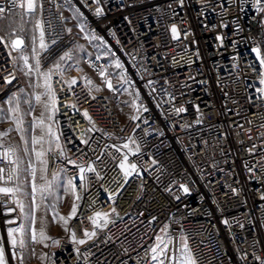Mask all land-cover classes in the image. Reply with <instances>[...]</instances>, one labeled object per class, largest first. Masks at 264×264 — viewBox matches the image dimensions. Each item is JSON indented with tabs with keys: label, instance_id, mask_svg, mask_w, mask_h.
<instances>
[{
	"label": "built area",
	"instance_id": "obj_1",
	"mask_svg": "<svg viewBox=\"0 0 264 264\" xmlns=\"http://www.w3.org/2000/svg\"><path fill=\"white\" fill-rule=\"evenodd\" d=\"M21 2L0 0V18L37 12L47 45L40 60L61 69L52 76L57 111L50 114L64 154L53 143L44 174L76 185L77 215L43 264H157L158 236L179 261L264 264V68L252 51L264 56V0H35L30 14ZM69 6L81 23L69 22ZM16 35L0 33V101L19 85L14 57L27 45L14 50ZM81 42L89 49L76 61ZM106 56L120 63L117 73ZM0 143L15 149L17 162L14 145ZM125 155L136 164L128 176L119 166ZM77 165L95 171L81 180ZM11 167L0 158L5 178ZM0 200V246L13 264L7 229L20 223L19 209ZM95 212L109 213V222L74 244L71 231L77 238L92 231Z\"/></svg>",
	"mask_w": 264,
	"mask_h": 264
},
{
	"label": "snow or ice",
	"instance_id": "obj_2",
	"mask_svg": "<svg viewBox=\"0 0 264 264\" xmlns=\"http://www.w3.org/2000/svg\"><path fill=\"white\" fill-rule=\"evenodd\" d=\"M13 6H15V0H12ZM19 7L25 8L27 13H32L35 10V0H22L20 3ZM5 9L3 7H0V14L4 13ZM97 15L101 14V9L96 10ZM37 27L40 28V48L41 49H46L47 45L44 42V31L42 26L40 25L39 22H37ZM173 33L176 32L175 27L172 29ZM95 38V37H93ZM3 38L0 37V41H2ZM24 44L23 39H21L19 36H17L15 39L11 40V46L14 50H19L22 48ZM252 51L256 54V58L259 61V64L261 68H264V56L261 55V51L259 48H253ZM33 52L35 53V48H33ZM66 56H68V53H65V56L61 57V60H63ZM24 61L25 66L28 69V72L26 74H31L33 71L32 66L28 65V57L27 56H22L21 57ZM70 58V57H69ZM117 68H120L121 65L119 62L116 64ZM35 72L38 74V76L42 79V83H37L34 85L36 88H42L43 91L35 94L34 99L37 103H42V96L47 97L48 102H44V108L45 110H50L52 113L57 111L56 104H57V98H56V92L53 88L52 85V76L54 73H60V65L57 63L53 69H48L46 71H41V65H40V60H36V66H35ZM103 70H101V75H103ZM260 76L259 83L264 85V72L258 73ZM14 78V77H13ZM8 83H11V79L8 80ZM72 84H75L76 81L73 80L71 82ZM89 84H91V81H88ZM108 87L111 88L112 84L109 81L108 82ZM23 92V89L20 90ZM259 92L264 94V88L258 89ZM50 102V103H49ZM9 105H13V107L9 108V112L12 113L13 115L10 117L11 119L14 120L17 126V130L23 132V117L20 114L21 109H20V99L18 95H13L10 97L7 101ZM29 106L31 107V100L28 101ZM72 107H75V105H72ZM177 112H183V108L176 109ZM0 113H2V110H0ZM84 116L87 117L88 114L87 112L84 113ZM52 115H49L47 117L48 120H52ZM135 119V117H133ZM89 120L91 118L89 117ZM32 128L33 131H35L37 128L41 130L43 133L42 135H33L32 136V144L33 146L40 144L41 146L43 143H45L44 140V135L49 136L51 139L47 141L49 144V148L47 150H41V151H36L35 147H33V152L35 153L36 160L42 165L41 172H47V165H48V160L45 158L47 152H51L52 148L51 145L52 143H55V148L60 150V154L63 155V149L61 148V145L59 143V135L53 130L52 126L50 124H45V113L41 112L39 117L34 118L32 121ZM46 129V132H45ZM91 131V129H89ZM7 133H0V137L6 136ZM84 143H87V141H83ZM133 143L135 141H132ZM125 148H128V144L124 145ZM0 148H2V152H0V158H3L5 161H8L9 163L16 164V167H11L8 169V174L7 177L3 175L5 172L4 168H0V182H3L4 185H8L11 182L12 186H0V196H5L9 197V202L15 203L17 208H19L20 213L23 216V219L26 221H29V231L31 232V240L35 243H43L45 240L51 239L50 237L47 236L46 234V221L41 217L40 220V227L37 229L34 227L37 221L36 217V212L40 210L41 206L43 205L45 210H48L49 207L55 208V205H48L45 203L50 196L54 195L53 192V185L58 179V173H53L52 179L47 180L43 175H41L40 179L44 180L45 182L43 184H37L36 183V168L35 166H31V171L30 175L32 177V183H31V192H25L23 190V187L21 186L20 183H18V163L16 161L12 160V157L15 155V149L13 147H4L2 143H0ZM27 150V149H26ZM119 150V149H117ZM138 151V149H137ZM128 157L127 155L124 156L123 160L120 163V168L124 170L125 176H128L130 174V171H135L136 169V164H131L129 165L127 163ZM69 163L75 164V161L69 160ZM79 168V173H80V179L84 180L86 177L84 176V173L86 172H94L95 169L89 165L87 167L83 165H77ZM181 187H184L181 185ZM68 189H71L73 193H75L76 190V185L73 182V179H69L67 181V188L65 189L66 191ZM184 191L187 192L188 189L184 187ZM21 196H31V203L28 205L29 210L25 211V203L24 200L21 199ZM37 196H39V203H37ZM76 199L79 200L80 197L76 196ZM5 202L3 200H0V204H4ZM15 209L12 208H7V212L11 213ZM112 211H115L113 209ZM77 215V205L73 203L71 211L67 217L59 215V213H55L53 216L54 220H57L59 222H62V226L64 227L65 231H69V221L76 217ZM108 216L109 213L106 212H95L94 215L88 217V219L91 221V224L93 226V230L89 231L88 229L83 230V238H77L76 232L71 231V239L74 244H79V245H84L87 243L88 240L92 239L94 236H96V231L95 229L100 228L102 226H106L108 221ZM101 221H103V225L101 224ZM7 224H14V220H7ZM227 223V221H225ZM25 231V226L24 224L19 225L18 227H12L7 229V236L9 238L10 244L15 247L18 243L17 241V234L23 233ZM157 244L155 247L151 248L152 256L151 260L156 261L157 264H165V260L167 259L169 261V264H195V260L190 256L187 255L184 257L183 261H179L177 257L175 256V253L173 252L172 255H169V250L167 247V243H165V240L163 237L158 236L157 238ZM183 239V238H182ZM53 243L59 244L58 240H54ZM163 245V247H161ZM19 246L21 248L24 247V241L23 239L19 240ZM47 246V245H45ZM183 250L184 252H188L187 249V244L184 243L183 245ZM79 251V249H77ZM42 259L44 257H41ZM0 264H7V260L5 258V249L3 246H0Z\"/></svg>",
	"mask_w": 264,
	"mask_h": 264
},
{
	"label": "rangeland",
	"instance_id": "obj_3",
	"mask_svg": "<svg viewBox=\"0 0 264 264\" xmlns=\"http://www.w3.org/2000/svg\"><path fill=\"white\" fill-rule=\"evenodd\" d=\"M66 16L71 24H75L76 22L81 23L80 16L71 6L68 7ZM37 22H39L37 12L26 15L19 19H16L13 16L0 18V33L5 34L8 29L15 28L18 33L24 36L27 45L24 50L17 52L14 57L15 69L19 76V85L13 94L0 101V110H2V113H0V132H6L7 135L2 137L3 140L11 142L16 148V159L18 163L17 182L20 183L23 187V190L28 193L31 192V166L34 165L36 168V183L38 185L45 182L44 180L40 179L41 175H43L47 180L52 179V176L48 177L41 172L42 165L36 160L35 153L32 150L33 147H35L36 151H41L42 149L47 150L49 148L47 141L50 140V138L44 137L45 143H43L42 146L40 144L33 146L31 142L33 135L39 136L43 134L39 128L33 131L32 121L34 118L39 117L38 114L40 113L41 109H44V102H48L47 97L43 96L41 98L42 103H37L34 99L35 94L43 91L42 88L34 87L35 84L42 83V79L34 70L36 66V60H40L41 55L40 28L37 27ZM33 48H35V53L33 52ZM88 49L89 45L87 42H81L77 44L74 57L75 60L79 61L81 56L88 52ZM22 56L28 57V65L32 66L33 68V71L30 75L26 74L28 69L21 58ZM105 59H107L109 62V71L111 73H117L116 63L113 58L106 56ZM40 65L42 72L48 70V68L43 66L41 60ZM117 77L119 80L120 75L117 74ZM107 87L108 83L102 85L103 89H106ZM21 89H23V92L20 91ZM13 95H18L20 99L21 112L19 115L23 117V132L17 130L16 123L10 118L13 114L9 112V108L13 107L14 104L9 105L7 101ZM29 100H31V107L28 103ZM49 124L52 126V122L50 120ZM69 179L70 178L68 176L59 174L57 181L53 185L54 195L50 196L45 202L50 206L54 204L55 208L53 209L49 207L48 210H45L44 206L42 205L40 210L36 212L37 221L34 227L37 229L40 227V220L41 217H43V219L46 221V234L51 239L45 240L43 243H35L34 248H31V232L29 231V221L23 219V216L19 210L20 223L17 225V227L21 224H24L25 231L17 235L18 243L16 246L20 247L19 240L23 239L24 247L21 253L15 252L14 248L11 249L13 246L10 244L9 238L7 237L8 249L10 250L9 252L10 256L12 257V262L16 261V264H43L48 247L54 244V240H58L65 234L66 231L62 226V222H59L58 219L54 220L53 216L58 212L59 215L67 217L71 211L74 193L71 191V189H68L67 191L65 190L67 188V181ZM21 199L24 200L26 205L25 211H28V205L31 203V196H21ZM37 203H39V196H37ZM185 256L186 255H183L180 261H183ZM41 257L44 258L42 259Z\"/></svg>",
	"mask_w": 264,
	"mask_h": 264
},
{
	"label": "crops",
	"instance_id": "obj_4",
	"mask_svg": "<svg viewBox=\"0 0 264 264\" xmlns=\"http://www.w3.org/2000/svg\"><path fill=\"white\" fill-rule=\"evenodd\" d=\"M20 34V33H19ZM23 38H24V36L22 35V34H20ZM24 41H25V38H24ZM26 42V41H25ZM50 103V102H49ZM41 112H44L45 113V123L46 124H49V120L47 119V117L49 116V115H51L50 114V110H45V108L44 109H41V111H40V113ZM40 113L38 114V115H40ZM51 121V120H50ZM52 122V121H51ZM46 130V129H45ZM44 137H48V138H50L49 136H47V135H44ZM51 139V138H50Z\"/></svg>",
	"mask_w": 264,
	"mask_h": 264
},
{
	"label": "water",
	"instance_id": "obj_5",
	"mask_svg": "<svg viewBox=\"0 0 264 264\" xmlns=\"http://www.w3.org/2000/svg\"><path fill=\"white\" fill-rule=\"evenodd\" d=\"M17 36H19L21 39H23V41H24V38L21 36V35H16V36H14L11 40H13V39H15ZM24 45V44H23ZM23 47V46H22Z\"/></svg>",
	"mask_w": 264,
	"mask_h": 264
},
{
	"label": "bare ground",
	"instance_id": "obj_6",
	"mask_svg": "<svg viewBox=\"0 0 264 264\" xmlns=\"http://www.w3.org/2000/svg\"><path fill=\"white\" fill-rule=\"evenodd\" d=\"M17 235H18V234H17ZM14 263L16 264V261H14L13 264H14Z\"/></svg>",
	"mask_w": 264,
	"mask_h": 264
}]
</instances>
